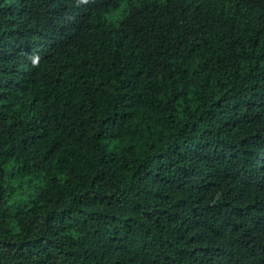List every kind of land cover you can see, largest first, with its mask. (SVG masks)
<instances>
[{"label": "trees", "instance_id": "1", "mask_svg": "<svg viewBox=\"0 0 264 264\" xmlns=\"http://www.w3.org/2000/svg\"><path fill=\"white\" fill-rule=\"evenodd\" d=\"M0 264H264V0H0Z\"/></svg>", "mask_w": 264, "mask_h": 264}, {"label": "rangeland", "instance_id": "2", "mask_svg": "<svg viewBox=\"0 0 264 264\" xmlns=\"http://www.w3.org/2000/svg\"><path fill=\"white\" fill-rule=\"evenodd\" d=\"M118 15H119V12L118 11H113V12H111V13L108 14V18L110 20H115L118 17Z\"/></svg>", "mask_w": 264, "mask_h": 264}]
</instances>
